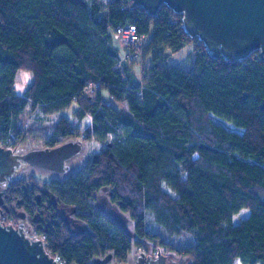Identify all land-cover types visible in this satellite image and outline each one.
Masks as SVG:
<instances>
[{"label": "trees", "instance_id": "1", "mask_svg": "<svg viewBox=\"0 0 264 264\" xmlns=\"http://www.w3.org/2000/svg\"><path fill=\"white\" fill-rule=\"evenodd\" d=\"M182 17L166 4L151 15L133 0H0V138L21 134L27 106L49 114L75 102L91 116L82 139L102 145L50 182L29 174L3 187L5 203L29 213L30 234L65 264H130L147 243L189 264H264V56L213 57ZM118 26L143 36L149 64L139 76L137 58L115 66ZM190 42L189 67L168 60ZM20 70L33 77L23 94L14 90ZM74 127L60 118L44 146L74 140ZM105 189L128 222L97 205ZM60 204L82 228H71ZM243 208L250 214L235 224ZM149 214L193 243H166L148 230Z\"/></svg>", "mask_w": 264, "mask_h": 264}, {"label": "water", "instance_id": "2", "mask_svg": "<svg viewBox=\"0 0 264 264\" xmlns=\"http://www.w3.org/2000/svg\"><path fill=\"white\" fill-rule=\"evenodd\" d=\"M133 4L151 15L163 4L181 13L186 34L202 41L213 57L243 60L256 51L264 56V0H133ZM82 149V142L76 140L26 152L0 144V184L14 179L27 166L66 173L70 167L66 161ZM147 249L149 254L141 252L135 264H178L181 258L160 250L155 255L148 244ZM0 264L65 263L46 250L44 238L30 237L23 227L0 220Z\"/></svg>", "mask_w": 264, "mask_h": 264}, {"label": "rangeland", "instance_id": "3", "mask_svg": "<svg viewBox=\"0 0 264 264\" xmlns=\"http://www.w3.org/2000/svg\"><path fill=\"white\" fill-rule=\"evenodd\" d=\"M148 38V37H147ZM146 38V39H147ZM196 43V42H195ZM113 45L116 48L120 49L121 54H125V50H127L118 40L117 37L113 36ZM194 43L190 42L187 45H185L182 49L178 50L177 52L173 53L170 58H168L169 61H172V63L183 66V67H189L190 62L188 60V54L190 51L194 48ZM137 61L134 63V65L131 67V71L136 74L140 75L142 69L146 67L149 64V59L147 57H144V54L141 52L139 56L137 57ZM32 73L24 70H20L15 78L14 82V90L18 94H23L27 88V86L32 82ZM103 94L106 96L107 92L106 90L102 91ZM88 94V91H87ZM62 117H67L69 120H71L73 126H75V130L78 132L76 138L74 140L81 141L83 144L82 151L75 155L73 159L70 161V164L73 165V168H78L85 164V162L88 160V158L95 152L98 151L102 145L99 143L93 141V140H83L82 134L85 132V129L90 125L91 123V116L89 114L85 115V117H80V113L77 111L76 103L73 102L68 108L54 112V113H43L40 110L33 111L30 106H27V108L21 113L19 116L17 125L19 130H21V134L19 135H11L8 141H3V139L0 138V144L6 147H11L15 151H21L26 152L32 148H44L47 146H44L45 140L48 136V133L51 131L53 125ZM29 174H35L38 178L45 182H50L54 180L57 176L63 175V173H56L52 171H47L43 169H39L32 166H27L23 168L17 176H27ZM66 174V173H64ZM110 191L105 189L103 192L99 195V199L97 202V205L103 209L107 214H109L111 217L116 218L117 220H120L121 222H128V216L122 213L117 212L116 207L110 203L109 199ZM73 210L69 207L65 209V212L63 213L64 216H66L70 221L71 227L74 226V221L71 222L72 218L70 213ZM250 214V210L247 208H243L239 213L235 214L233 216V222L239 223L242 219L246 218ZM147 228L148 230H151L152 232H157L161 234L162 239L166 241V243H172L175 246H185L190 245L193 243V235L190 232H186L180 236H170L167 234V232L158 225L152 218V215H147ZM30 237H35L31 234H28ZM148 247L151 250V253L157 254L159 250L162 253H174L172 251L164 252L161 250V246H153L151 243H147ZM144 246L141 249H138L137 251L134 249L131 253V260L130 264L136 263V256L140 255L141 252H145L146 254H149L148 249ZM170 261V259H169ZM106 263V262H104ZM190 258L186 256H181L178 264H189ZM101 264V262L99 263ZM236 264H241L240 262H237Z\"/></svg>", "mask_w": 264, "mask_h": 264}, {"label": "built area", "instance_id": "4", "mask_svg": "<svg viewBox=\"0 0 264 264\" xmlns=\"http://www.w3.org/2000/svg\"><path fill=\"white\" fill-rule=\"evenodd\" d=\"M115 35L120 41V43L127 49L125 54H121V60L115 65L117 68L122 67L124 60L131 61L141 54L140 42L143 39L142 35H139L133 26H118L115 30ZM94 92V87H88V94L91 96ZM0 220L5 223L6 216L4 214L0 215Z\"/></svg>", "mask_w": 264, "mask_h": 264}, {"label": "flooded vegetation", "instance_id": "5", "mask_svg": "<svg viewBox=\"0 0 264 264\" xmlns=\"http://www.w3.org/2000/svg\"><path fill=\"white\" fill-rule=\"evenodd\" d=\"M72 159L73 158H71V159H69V160L66 161V163L70 166L69 169L67 170V172L73 171V170L76 169V168L74 169L71 166V164H70V161ZM63 175H64V173H63ZM16 177H18V176H16ZM14 179H8V180H14ZM8 180H6V182L0 184V215L1 214H4L5 215V211L8 212V211L13 210V212L15 213V217H13V220L11 222H9L8 224H13L15 227H19V226L23 227V229L25 230L26 234L28 235V234H30L32 232V229H33V225H32V223L30 222V219H29V213L25 209L15 208L13 206V204L10 205V206H8L5 203L4 198H2L3 187L8 182ZM59 207H60L61 214L64 216L63 213L65 212V209L67 207H69V206H65L63 204H60ZM69 208H71V207H69ZM72 212L70 213V215H72ZM64 218L66 219V221L68 222V224L71 226V224L69 223L70 220L66 216H64ZM71 218H72L71 222L74 221L73 222L74 223V226L71 227V228H73V229H79V228H82L83 227V224L81 222L75 220L72 216H71ZM38 238H40V237H38ZM41 238H43V237H41Z\"/></svg>", "mask_w": 264, "mask_h": 264}, {"label": "crops", "instance_id": "6", "mask_svg": "<svg viewBox=\"0 0 264 264\" xmlns=\"http://www.w3.org/2000/svg\"><path fill=\"white\" fill-rule=\"evenodd\" d=\"M237 262H240L241 264H243L241 261L237 260L234 264H236Z\"/></svg>", "mask_w": 264, "mask_h": 264}]
</instances>
